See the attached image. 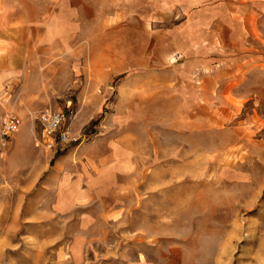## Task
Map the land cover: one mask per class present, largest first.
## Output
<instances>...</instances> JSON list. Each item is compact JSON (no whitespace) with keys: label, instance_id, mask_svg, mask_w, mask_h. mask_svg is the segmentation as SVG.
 Masks as SVG:
<instances>
[{"label":"rangeland","instance_id":"rangeland-1","mask_svg":"<svg viewBox=\"0 0 264 264\" xmlns=\"http://www.w3.org/2000/svg\"><path fill=\"white\" fill-rule=\"evenodd\" d=\"M6 2L0 264H264V0Z\"/></svg>","mask_w":264,"mask_h":264},{"label":"built area","instance_id":"built-area-1","mask_svg":"<svg viewBox=\"0 0 264 264\" xmlns=\"http://www.w3.org/2000/svg\"><path fill=\"white\" fill-rule=\"evenodd\" d=\"M43 133L41 143L48 151H59L77 144L81 136L74 128V112L46 111L40 116ZM21 124V119L16 114H11L4 122L3 137L15 133Z\"/></svg>","mask_w":264,"mask_h":264},{"label":"crops","instance_id":"crops-1","mask_svg":"<svg viewBox=\"0 0 264 264\" xmlns=\"http://www.w3.org/2000/svg\"><path fill=\"white\" fill-rule=\"evenodd\" d=\"M15 7L13 5L8 6L6 0H0V42H3L4 47L23 45L24 42L28 45V38L20 41H13L6 38V33L12 31L14 27L27 32L30 28L29 14L26 13L24 18L23 10L14 13ZM2 44V45H3Z\"/></svg>","mask_w":264,"mask_h":264}]
</instances>
